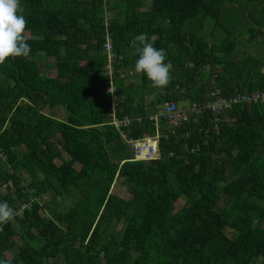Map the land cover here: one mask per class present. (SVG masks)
I'll use <instances>...</instances> for the list:
<instances>
[{
	"label": "trees",
	"instance_id": "1",
	"mask_svg": "<svg viewBox=\"0 0 264 264\" xmlns=\"http://www.w3.org/2000/svg\"><path fill=\"white\" fill-rule=\"evenodd\" d=\"M21 4L32 51L0 63V201L14 210L0 224V258L9 264H264V104L188 117L162 131L155 160L135 159L128 143L155 134L149 117L167 101L204 105L213 87L224 98L264 92V57L237 53L250 41L247 30L254 38L264 29V0ZM241 4H250L251 24L233 41L240 26L228 22V6ZM218 31L221 42L213 40ZM140 33L173 65L164 88L134 72L139 49L132 41ZM41 59L54 77L40 70ZM110 83L119 129L110 117ZM118 180L128 199L111 192ZM46 194L50 202L40 204Z\"/></svg>",
	"mask_w": 264,
	"mask_h": 264
},
{
	"label": "clouds",
	"instance_id": "2",
	"mask_svg": "<svg viewBox=\"0 0 264 264\" xmlns=\"http://www.w3.org/2000/svg\"><path fill=\"white\" fill-rule=\"evenodd\" d=\"M23 11L21 0H0V63L10 57H27L32 51L23 35L27 25ZM132 43L139 49L134 72L145 77L154 88L166 87L173 68L166 51L155 47L147 33L136 35ZM13 212L7 201H0V224L11 220ZM0 264L9 261L0 258Z\"/></svg>",
	"mask_w": 264,
	"mask_h": 264
},
{
	"label": "built area",
	"instance_id": "3",
	"mask_svg": "<svg viewBox=\"0 0 264 264\" xmlns=\"http://www.w3.org/2000/svg\"><path fill=\"white\" fill-rule=\"evenodd\" d=\"M103 50L107 56V66L105 67L106 74L110 77V80H112L114 54L112 41L108 37L103 45ZM129 74H131V72H129ZM119 77L124 78L125 73H120ZM177 89L178 87L175 88V91H177ZM109 90L112 94L115 91L112 83H110ZM179 93H182V90H180ZM206 99L204 105L193 102L187 108H181L177 103L171 100L159 106L156 112L149 117V120L154 124L155 134L153 136H145L144 139L138 141L128 140L130 147L133 149L135 159L144 161L157 159L159 138L162 136V131L178 128L184 121H188V117L199 115L205 110H210L212 114H218L224 110L230 109L236 104H264V92L246 93L224 98L222 97L221 90L217 87H213L208 91ZM112 100L113 105L110 117H112V121L116 128L119 129L121 123L115 119L116 103L114 94L112 95ZM122 137L125 138V135Z\"/></svg>",
	"mask_w": 264,
	"mask_h": 264
},
{
	"label": "rangeland",
	"instance_id": "4",
	"mask_svg": "<svg viewBox=\"0 0 264 264\" xmlns=\"http://www.w3.org/2000/svg\"><path fill=\"white\" fill-rule=\"evenodd\" d=\"M110 0H105V2H109ZM250 5V4H249ZM249 5H246V4H241L240 7L239 6H235L234 8L232 9H241L240 10V14H238L237 12L234 13V10H232L229 6H228V10L229 11H233L232 14H230V20L228 22H232L233 24H236L238 26H240L236 31H235V35L233 36V41L237 40L239 38V35L236 36L237 34H241L240 31L242 33H244V31H246L247 29V26H244V25H250L251 23H249L247 17H246V14L248 13L249 9H250V6ZM109 14L106 15L105 19H109ZM244 20V21H243ZM227 23V20L226 22ZM243 23V24H242ZM212 30V24L209 23V24H206L205 26V29H204V33L207 35L209 33V31ZM219 30V29H218ZM259 33L257 34L256 37H252L251 38V35L248 34V30L246 31V34L249 38V42L248 44L246 45H238L237 47V53L240 55H253L257 58H262L264 57V29H261L260 31H258ZM225 36H223L222 33H220L219 31L215 33V37H214V41L216 42H221L223 40ZM240 39V38H239ZM246 39V38H244ZM249 45V46H248ZM48 63V61L46 60H40L38 61V67L40 68V70L44 69L43 71L50 77H54L55 74H54V71H49V70H46V64ZM208 71V68H206L205 70L202 71V74L204 73H207ZM153 97H148L146 98V102H149L150 100H152ZM181 106H184V107H187L189 106V103L185 102L183 103ZM47 112V110H45ZM44 111V112H45ZM53 116H55L56 118L58 119H64L65 115L63 114V112L61 111H55L54 113H52ZM63 158L66 159L67 157L65 155H63ZM55 163L56 164H59L60 161L59 160H55ZM111 192L115 195H118L119 197H122V198H125V199H128L130 197V193L129 191H127L126 187L124 184H122L121 181H116L113 186L111 187ZM52 195L51 194H46L45 196L41 197L38 202L40 204H44V203H48L50 202V199H51ZM183 204V201H179L175 208L176 210L180 209L181 206ZM230 232L227 231V235H229ZM18 244H20V241H18ZM6 256L9 258L11 257L10 253H6Z\"/></svg>",
	"mask_w": 264,
	"mask_h": 264
}]
</instances>
